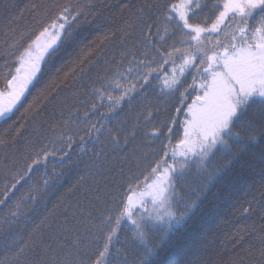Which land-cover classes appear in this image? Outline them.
I'll return each mask as SVG.
<instances>
[{
  "label": "snow or ice",
  "instance_id": "1",
  "mask_svg": "<svg viewBox=\"0 0 264 264\" xmlns=\"http://www.w3.org/2000/svg\"><path fill=\"white\" fill-rule=\"evenodd\" d=\"M58 7L55 15L50 16L46 5L32 6L33 12H39L44 19L40 29L29 35L28 41L17 55L19 66L15 68V74L6 79L5 90H0V120L11 119L14 109L21 104L29 87L35 88L40 84L42 66L46 68L51 63L64 44L73 39L80 21L86 19L88 5ZM205 8L212 11L213 15L202 25L195 21ZM21 15L17 11L13 21H18ZM131 15L139 19L149 37L155 21L162 15L165 33L168 32L167 25L174 24L185 30L190 41L199 43L204 35L212 43L211 55L203 48H197L196 53H181L183 63L178 68L173 52H179V49L173 47L166 54L157 49L162 61L157 66L154 60L149 59L146 64L148 70L142 77V85H147L154 74L157 78L163 76V84L169 91H176L182 86L181 80L174 76L170 81L167 74L163 73V65L171 64V71L178 72L180 77H183L186 69L201 74L198 85L196 77H193L188 86L193 90L198 87L202 95H196L188 108L191 119L186 123L192 130V136L185 129L184 139L179 142L183 149L179 155L185 159L177 169L169 163L170 160L175 161L176 153L173 151L169 154L166 147L162 148L160 157L149 166L147 177L142 182L144 198L139 203H134L131 197L125 196L115 209L116 215L106 217L110 224L115 225L107 231L101 229L94 220V211L88 210L84 219L85 212L80 204L65 210L63 224L48 233L34 231L26 243L10 226L0 230V249L11 253V264H128L127 259H119L123 253L116 250L113 243V237H118L121 222L125 220L133 226L134 241H138V244L134 243V247L140 253L132 264H154V258L159 254L168 234L192 217L210 188L227 174L239 153L251 144L264 143V0H214L211 4L209 0H177L175 3L165 4L145 0L136 13ZM112 36L115 37L116 33L113 32ZM221 36L227 37V42L221 40ZM104 39L109 37L105 36ZM97 45L98 41H92L91 46H87L71 61L68 71L58 69L56 77L39 90L22 116L35 122L48 105L55 106L62 91L72 87L69 80L74 79L78 72L83 73L85 65L91 63ZM198 54L201 55L199 61L196 60ZM193 65L196 67L193 68ZM112 86L120 89L118 96H112L103 88H94L96 93H100L101 102L105 99L110 102L109 114L122 109L126 100L131 101L130 93L137 91L136 85L124 88L118 80H113ZM186 93L187 89L181 96ZM96 107L95 104L92 105L93 109ZM176 112L179 113L180 109L177 108ZM147 118L150 120L151 115ZM174 124V120L169 121V125ZM169 125H165L164 131L159 132V135H164L165 132L171 134L172 127ZM17 127L23 126L17 124ZM92 127L95 128V125ZM15 135L19 136L20 132L16 131ZM132 135L134 137L135 133ZM79 139L82 145L87 144L83 136ZM14 143V137L5 139L0 136V145L8 147ZM72 143L73 137L68 136L69 148ZM83 150L81 147V151ZM54 154L41 149L25 165L23 172L16 174L15 183L10 187L15 189L17 184L25 180L26 175L39 166L46 167L49 157ZM218 156L221 157L219 162ZM66 157L71 159L70 151H64L59 159L65 161ZM5 159H8L7 155ZM11 163L15 165L17 161L12 160ZM112 170L111 167L107 169L108 172ZM104 179L107 181L115 178ZM48 184L49 181L44 179L45 189ZM131 190L129 187V191ZM35 191L39 194L40 189L36 188ZM91 191V188H86V196ZM95 191L97 201L100 200L101 191L114 199L107 183L103 188L97 186ZM30 198L31 192L17 201L16 211L11 212L10 216L15 218L20 215L24 203ZM7 199V196L0 199V205L5 204ZM87 205H91V201ZM239 216L244 220L240 234L233 239L230 258L222 260L220 264H264V184L261 185L258 196H252L240 206ZM94 230L103 236L101 247H93L99 243ZM154 234H159V244L153 240ZM190 264L203 262L197 259Z\"/></svg>",
  "mask_w": 264,
  "mask_h": 264
},
{
  "label": "trees",
  "instance_id": "2",
  "mask_svg": "<svg viewBox=\"0 0 264 264\" xmlns=\"http://www.w3.org/2000/svg\"><path fill=\"white\" fill-rule=\"evenodd\" d=\"M171 1L153 0L161 4ZM144 2L145 0H0V69L11 73L12 67H16L15 55L22 50L29 35L40 29L44 19L39 12H33V5H46L50 16L55 15L59 10L58 6L88 5L86 19L80 21L79 27L73 33V39L65 43L51 63L43 68L40 84L35 88L31 87L27 96L14 110L11 119L0 124V136L5 139L15 138L12 146L1 145L0 148V199H4L3 195L6 193L9 196L5 204L0 205V230L10 226L26 243L34 231L48 233L63 224L65 210L74 208L77 204H80L85 212L84 219L86 212L92 210L95 212L94 220L99 221L96 223L100 228H114L115 225L100 221L108 222L106 217L113 208L118 207L116 203L119 195L126 193L130 196L144 189L142 182L147 177L149 166L161 155L157 141L163 140L170 148H182L177 146V138L184 139V123L190 118L188 105L195 100L196 91L193 89V96L189 93L181 96V93H185L182 87L169 91L158 79L159 97L153 92L137 88L136 92L130 93L131 101L126 100L122 109L111 114L110 102L104 108L101 107V99L94 91V88L100 87V81L108 78V74L116 66L128 62L132 65L129 67L136 69L137 63L142 60L145 65L137 68L144 74L148 70L146 64L149 59L162 61L157 49L162 53L166 52L161 45L172 46L187 42L184 40L185 33L175 35L170 34V30L164 32L162 15L155 21L152 35L149 37L139 19L131 15L136 13L137 8ZM17 11L22 15L14 22L13 17ZM113 32L116 33L115 37L112 36ZM105 36L109 39L105 40ZM172 37L174 39H171ZM92 41H98V45L91 63L85 65L83 73L78 72L74 79L69 80L72 87L62 91L55 106L48 105L35 122L22 116L39 90L56 77L57 70L68 71L71 61L87 46H91ZM212 47L209 46L206 52L212 51ZM141 53H147V57L136 56ZM120 76L113 78L116 80ZM188 77L189 74L185 71L181 85L188 84ZM135 80L138 83L137 78L127 76L122 78L120 83L124 88H130L135 85ZM116 91L119 95L120 89ZM196 94L201 95L202 91L199 89ZM96 102V108H99L101 113L102 110L105 112L104 118L98 119L89 112ZM177 108L180 109L179 113L176 112ZM149 115L150 120L147 118ZM81 118H84L85 122H82ZM170 120L179 122V127L175 124L169 125ZM17 124L23 127L18 128ZM165 125L172 127L171 134L165 132L164 135H159V132L164 131ZM16 131L20 132L19 136L15 135ZM85 134L87 144L82 145L79 137ZM68 136L73 137L70 148L67 144ZM165 136H168V139H165ZM81 147L84 148L83 151ZM41 149L55 154L49 157L46 167L39 166L34 169L35 172L26 175L25 180L20 182H24L21 186L17 184V189H12L10 185L15 183L16 174L23 172L25 165ZM64 151H70V160L67 157L65 161L59 159ZM177 152L178 150L175 152L176 156ZM12 160L17 163L13 165ZM175 160L179 161L177 157ZM169 163L174 165L172 160ZM6 165L9 170L7 177L4 173ZM109 167L113 169L111 172L107 171ZM35 173L52 181L55 186H59L61 182L64 186L45 189L41 179L43 177L35 178L36 186L40 189L37 194L32 183ZM104 177L115 179L106 181ZM137 177L140 179H136ZM106 183L114 199L101 191L100 200L97 201L95 189L97 186L103 188ZM262 184L264 143H254L239 153L232 169L210 188L192 217L176 228L174 235L168 234L170 239H165L159 254L154 258V264H190L197 259L203 264H220L222 260H228L232 253L233 239L240 234L244 223L243 218L239 216V208L244 201L259 195ZM86 188L92 189L87 196ZM23 190L28 192V195L31 192V201L24 204L20 215L13 218L10 213L16 211V197L18 193H23ZM88 201H91V205H87ZM113 215L114 212L111 213V216ZM32 217L34 220L31 221L29 218ZM134 236L130 222L122 221L118 237H113L115 249L123 253L119 259L124 258L131 262L139 258L140 253L134 249L136 247L133 241H130L134 240ZM95 237L103 238L99 232H95ZM93 247L101 246L97 244ZM0 264H11V253L0 249Z\"/></svg>",
  "mask_w": 264,
  "mask_h": 264
},
{
  "label": "bare ground",
  "instance_id": "3",
  "mask_svg": "<svg viewBox=\"0 0 264 264\" xmlns=\"http://www.w3.org/2000/svg\"><path fill=\"white\" fill-rule=\"evenodd\" d=\"M175 2H177V0H172L170 3H175ZM212 2H214V0H209V4H211ZM212 15H213V13H212V11H209V9L208 8H205L204 9V11L201 13V15L199 16V17H197L196 18V21L195 22H197V23H201L202 25L204 24V22L206 21V20H209V19H211L212 18ZM164 26H165V22H164ZM167 27H168V30H170V34H179V33H185V30H181L179 27H177V26H175L174 24H168L167 25ZM188 38V39H187ZM206 37L203 35V37H202V39H205ZM171 39H174V37H172ZM190 38L185 34V39L184 40H186L187 42H189V44L188 43H177V44H173L172 46H169V45H161L162 46V48L164 49V51L165 52H167V51H172V49H173V47H175V48H177V49H179L180 51L179 52H173V55H174V61H175V65H176V67L178 68L179 67V65L181 64V63H183V61L180 59V54L181 53H184V52H192V53H196V47H194L195 46V42H193V41H190L189 40ZM209 41H210V39L209 38H207ZM220 39L221 40H224L225 42H227V37H225V36H221L220 37ZM208 52V54L209 55H211L212 54V51H207ZM136 56H139V57H141V58H144V57H147L144 53H141V54H138V55H136ZM15 57H17V55H15ZM200 58H201V55L199 54V55H196V60L197 61H199L200 60ZM129 61H131V60H129ZM155 62H156V65L158 66L159 64H160V62L159 61H157V60H154ZM16 62H15V64H14V66H16ZM143 65H145L143 62H142V60H140L138 63H137V67H142ZM129 66H132L130 63H128V62H124L122 65H120V66H116L109 74H108V78H105L104 80H102V81H100V87L99 88H103V89H105L107 92H109L112 96H118V94H117V91H116V89H114V87L112 86V81L113 80H115L113 77H117V76H120L118 79H116V80H118L119 82L120 81H122V78H125V77H133V79L134 78H137L138 79V83L136 82V80H135V85H136V88H138L139 90H140V88L142 89V90H146V92H153L156 96H158L159 97V95H160V90H159V84H158V79H159V81H162L163 82V76H160L159 78H157L156 77V75H153V78H152V81L149 83V84H147V85H142V77H143V75L144 74H142V72L141 71H139V69L136 67V69H133L132 67H129ZM171 64H169V65H163V69H164V72L163 73H165V74H167V77H168V79L171 81L172 80V78L175 76V77H177V78H179L180 80H181V83L183 82V79H182V77H180L179 76V73L177 72V73H173L172 71H171ZM193 68H195L196 67V65H193L192 66ZM43 68H44V66H42V71H43ZM129 69H131V71H129ZM146 69H148L147 67H146ZM188 74H189V77H188V81L186 82V83H188V84H182V89H184V91L187 89V93H189L190 95H192L193 96V90L191 89V88H189L188 86L192 83V78L193 77H196V83H197V85L201 82V80H200V73H197V72H195V71H193V70H191V69H186L185 70ZM14 73V72H13ZM114 73V74H113ZM11 74H10V72H7V71H2L1 69H0V90H5V82H6V79L7 78H9V76H10ZM107 75H105V77H106ZM197 90H199L198 89V87L194 90V91H196V92H194V97H196V93H197ZM27 94V92L25 93V97L27 96L26 95ZM202 95V94H201ZM97 96L98 97H100V93H97ZM106 100V102L104 101V102H100V104H101V107H103L104 108V106H107L108 104L107 103H109V101L107 100V99H105ZM6 101V100H5ZM22 101H23V98H22ZM21 101V102H22ZM98 103L96 102L95 103V105L98 107V105H97ZM20 104H18L17 105V107L19 106ZM192 104H189L188 105V107H190ZM15 110V109H14ZM89 112H92L98 119H100V118H104L105 117V112L102 110V113L100 112V110H99V108H95V109H93V108H91V109H89ZM250 115H251V111H250ZM189 119H186V122L188 121ZM4 120H0V124L3 122ZM81 121L83 122H85V119L84 118H81ZM184 123V126L186 127V128H189L188 127V125H187V123ZM175 125L177 126V127H179V122H176L175 123ZM237 130H239V129H237ZM153 132V131H152ZM182 133H183V131H182ZM154 134V133H153ZM83 137H84V139L86 140L87 139V135L85 134V135H82ZM182 139V137H179V138H177V146H180V144H179V142H180V140ZM157 146H158V148H159V150L161 151V149L162 148H167L168 149V151H169V154H171L173 151L174 152H176L177 150H178V152H177V158L179 159V161H173L174 162V167L175 168H180L181 167V165H182V163H183V160L185 159V158H181L180 157V152L183 150L182 148H170L163 140L162 141H160V140H158L157 141ZM0 148H1V145H0ZM221 160V157H217V162H219ZM238 160V157L235 159V160H233L232 161V164H231V167L228 169V170H231L232 169V166L235 164V162ZM8 167H6L5 166V170H4V173H5V176L7 177V176H9V170L7 169ZM36 170H33V172H35ZM33 180H32V183H33V187L34 188H37V186H36V182L37 181H35L34 179L35 178H39V177H43V176H41L40 174H33ZM51 178V177H50ZM41 179H46V178H41ZM24 183V182H23ZM23 183H21L20 184V186L23 184ZM55 185H54V183H52V181H49V184H48V187H54ZM61 186H64V183L63 182H61V183H59V186H55L54 188H59V187H61ZM15 189H17V185H16V188ZM23 193H18V196L16 197V200L17 201H20L21 200V198L22 197H25V195L26 196H28V192H25V190H23L22 191ZM4 197L5 196H7L8 198H9V196H8V194L6 193V194H4L3 195ZM11 196V195H10ZM125 196H129L128 194H126V193H122L121 194V196L119 195V197L117 198V203H116V205L117 206H119V204H120V201L121 200H123L124 199V197ZM3 197V198H4ZM120 198V199H119ZM14 199H15V197H14ZM43 199V198H42ZM8 200V199H7ZM6 200V201H7ZM5 201V202H6ZM28 201H31V199H29ZM28 201H26L24 204H26V203H28ZM112 212H114V215L113 216H115L116 215V212H115V209L113 208L112 209V211L109 213V215H111V213ZM108 215V214H107ZM106 215V216H107ZM105 216V217H106ZM31 221L32 220H34V218L32 217V218H29ZM29 220V221H30ZM97 223H99V221H96ZM101 223V222H100ZM104 224H110L109 222H106L105 220H104ZM112 228V227H111ZM101 229H104L105 231H107L108 230V228H106V227H101ZM171 235H174V233L173 232H171L170 233ZM99 239V243H98V245H100V246H102V244H103V238H98ZM166 239H170V237H166ZM153 240L157 243V244H159L160 243V240H159V236H156V235H153ZM130 241H133L132 243L134 244H138V241H134V240H130ZM164 243H165V241H164ZM164 243H163V245H164ZM163 247V246H162ZM161 247V248H162ZM136 251H138V249L137 248H134ZM139 252V251H138ZM124 258H121V260H123ZM133 261V260H132ZM132 261L131 262H129L128 261V264H132Z\"/></svg>",
  "mask_w": 264,
  "mask_h": 264
},
{
  "label": "rangeland",
  "instance_id": "4",
  "mask_svg": "<svg viewBox=\"0 0 264 264\" xmlns=\"http://www.w3.org/2000/svg\"><path fill=\"white\" fill-rule=\"evenodd\" d=\"M202 37H203V35L201 36V40H200V42L199 43H197V42H195V41H193V42H195V46L194 47H196V50H197V48H203L205 51L207 50V48L209 47V46H212V43L207 39V38H205V39H202ZM188 39V38H187ZM190 40V39H189ZM189 44V43H188ZM15 62L17 63L16 64V67H18L19 66V64H18V62H17V57H16V59H15ZM16 67H12L11 69L13 70V72L11 73L10 72V74L12 75V74H15V68ZM30 88H31V86L29 87V90H30ZM6 102V101H5ZM191 119V116H190V118H189V120ZM187 129V131L189 132V135L190 136H192V130H191V128L189 127V128H186ZM129 197H131L132 199H133V201H134V203H139L140 202V200L141 199H143L144 198V189L143 190H141V191H138L137 193H132ZM150 207V206H149Z\"/></svg>",
  "mask_w": 264,
  "mask_h": 264
}]
</instances>
